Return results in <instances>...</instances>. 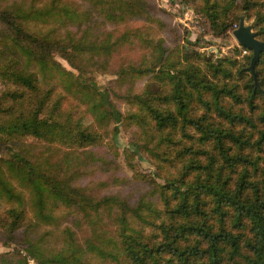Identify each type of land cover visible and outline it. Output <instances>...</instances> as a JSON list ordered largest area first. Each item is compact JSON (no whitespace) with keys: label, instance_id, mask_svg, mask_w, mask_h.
<instances>
[{"label":"trees","instance_id":"1","mask_svg":"<svg viewBox=\"0 0 264 264\" xmlns=\"http://www.w3.org/2000/svg\"><path fill=\"white\" fill-rule=\"evenodd\" d=\"M190 1L216 36L243 17L264 41V0ZM136 20L144 24L130 26ZM155 23L163 24L147 0H0V232L20 231L23 244L0 264H264V53L254 76L250 50L240 59L169 48ZM127 47L144 58L121 62L118 80L148 79L117 95L125 115L108 89L105 102L55 59L87 74ZM82 105L91 123L74 110ZM121 123L139 130L124 161L151 186L133 204L93 196L72 183L78 170L68 173L72 161L94 160L92 148L114 141ZM26 138L65 149L54 159ZM142 153L162 183L138 171ZM79 218L85 245L66 222ZM35 226L55 228L35 238ZM53 233L58 248L42 241Z\"/></svg>","mask_w":264,"mask_h":264},{"label":"rangeland","instance_id":"2","mask_svg":"<svg viewBox=\"0 0 264 264\" xmlns=\"http://www.w3.org/2000/svg\"><path fill=\"white\" fill-rule=\"evenodd\" d=\"M151 5V9L154 12L155 17L162 21V25L152 24L151 29L155 37H162L164 39L165 46L171 48L173 46H184L186 50H195L203 52L205 54H214L217 56H237L242 58L243 55L248 54V50L244 49L238 44L236 39L232 35L233 28L226 32L225 36H216L205 25L202 17L195 11L190 0H147ZM92 18H95L93 16ZM146 23V22H145ZM249 22L245 20V24ZM144 24L142 20L133 21L130 26L140 27ZM147 25V24H145ZM144 52L136 48H125L118 53H114L110 58V66L108 69H98L97 71H91L87 74H81L74 68H72L64 59L55 55V59L61 64L63 68L69 70L75 74L77 80L81 84L93 85L94 88L101 93L103 100L106 102L105 91L110 92V100L115 106L125 115L129 110V106L125 101L119 98L117 95L124 94L128 91V88L132 84H136V87H141L147 82L148 76L140 78L124 77L122 80H118L116 70L118 65L122 63H138L139 60L144 58ZM99 67V65H98ZM93 68V67H92ZM159 83H154L149 86L150 89H157ZM108 89V90H106ZM72 100L66 104L67 108L75 105ZM74 110L84 116L83 122L85 124L91 123L92 118L86 113L83 105L75 107ZM138 129L134 125H126L121 123L119 130L116 133L114 141L105 138L102 143L92 150L94 151V160H86L81 157L78 161H72L68 173L77 171V173L71 176L72 183L76 186L85 188L89 194L100 197L103 195L116 194L125 198L130 204L135 203L139 197L146 195L150 198L151 186L133 177L132 172L129 170L126 162L124 161V155L122 151L124 148L129 147V141L137 137ZM26 142H30L31 151L37 152L40 155L46 150L50 149L54 159H58L61 156L63 147L56 145H49L44 142L31 141L25 139ZM6 151L1 150L0 156H5ZM138 171L143 174L150 175L157 182L162 183L164 179L160 174L156 173L155 166L152 164L151 159H148L146 153L138 155L134 158ZM106 221V220H105ZM72 224L77 231V238L80 244L85 245L86 237L89 234L88 226L85 221L80 218L76 224H73L71 220L66 221ZM107 222V221H106ZM79 224V225H78ZM78 226V227H77ZM37 229L31 230L30 236L38 238L44 231L54 229L53 226H35ZM52 228V229H51ZM103 230V227H100ZM107 230H110L107 228ZM20 231H17L11 238H7L6 235L0 232V254H6L14 252L23 247L21 243ZM104 236H101L103 238ZM43 243H47L53 246L59 247V236L56 233L45 235ZM21 256L25 257V252L21 251ZM89 264H108L103 261H98L95 258L87 259ZM28 264H37L35 261L28 260Z\"/></svg>","mask_w":264,"mask_h":264},{"label":"water","instance_id":"3","mask_svg":"<svg viewBox=\"0 0 264 264\" xmlns=\"http://www.w3.org/2000/svg\"><path fill=\"white\" fill-rule=\"evenodd\" d=\"M232 35L240 46L252 52L249 69L254 74V65L259 59L260 53H264V41L256 38L252 26L245 24L243 17L240 18L238 26L232 30Z\"/></svg>","mask_w":264,"mask_h":264},{"label":"built area","instance_id":"4","mask_svg":"<svg viewBox=\"0 0 264 264\" xmlns=\"http://www.w3.org/2000/svg\"><path fill=\"white\" fill-rule=\"evenodd\" d=\"M236 27H237V25L234 26V28H236Z\"/></svg>","mask_w":264,"mask_h":264}]
</instances>
